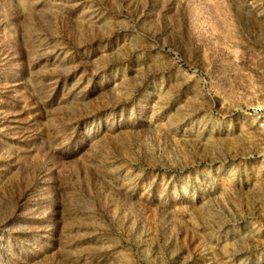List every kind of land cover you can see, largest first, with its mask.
<instances>
[{
    "label": "rangeland",
    "instance_id": "rangeland-1",
    "mask_svg": "<svg viewBox=\"0 0 264 264\" xmlns=\"http://www.w3.org/2000/svg\"><path fill=\"white\" fill-rule=\"evenodd\" d=\"M0 264H264V0H0Z\"/></svg>",
    "mask_w": 264,
    "mask_h": 264
}]
</instances>
